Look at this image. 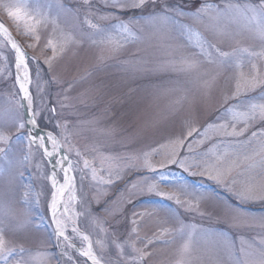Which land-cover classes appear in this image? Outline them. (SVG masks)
<instances>
[{
    "label": "rangeland",
    "instance_id": "rangeland-1",
    "mask_svg": "<svg viewBox=\"0 0 264 264\" xmlns=\"http://www.w3.org/2000/svg\"><path fill=\"white\" fill-rule=\"evenodd\" d=\"M18 2L24 7L21 17L13 20L0 9V20L20 40L31 58L30 67L36 74L30 87L33 107L39 112L41 97L43 105H55L56 114L52 116L45 109L39 127L52 130L58 124L67 123L63 131L74 151L79 150L90 160L87 177L82 180V164H77L78 158L73 153L77 167L72 191L76 197L78 228L89 236L93 251L99 254L102 244L107 246L114 234L119 235L125 229L137 247L144 248L147 244L151 256L146 258V264H180L185 258L183 246L189 242L193 259L200 258L203 264H211L214 259L230 264L226 247L238 251L242 244L247 247L258 243L264 229L249 226L243 220L233 226L231 218L220 211L221 202L235 201L234 191L242 184L264 183V173L259 169L246 170L243 161V153L252 155L254 149L258 151L264 144V139L257 137L251 145L245 143L242 147L239 141L243 137L225 136L220 127L225 125L228 132L232 126L237 130L243 128L246 114L252 111L251 105L264 104V91L257 87L242 95V99L244 95L248 97L244 107L233 105L231 110L224 111L228 107L224 96L235 91L238 81L243 85L252 79L264 80V43L255 30L256 22L249 23L251 14L243 9V5L254 6L258 0H231L239 2L241 10L217 26L223 28L227 24L234 38L215 39L207 30L214 22L207 17L203 21L178 18L228 53L221 58L222 63L198 56L200 66L191 72L170 71L164 67L173 59L178 61L181 53L198 51L188 44L187 31L181 34L178 29L144 23L147 16L129 12L120 18L136 15L141 20L130 25L132 34L129 35L112 27L119 24V20L111 18L116 11L108 6L112 0H89L91 9L78 7L83 0H0V4ZM170 2L184 7L192 0ZM207 2L216 4L221 0ZM38 10L46 18L43 24L36 19ZM191 15V11L185 13V16ZM90 24L106 31L99 35ZM191 39L194 45L196 35ZM177 45L181 47L177 49ZM13 59L11 46L0 35V136L6 137L0 140V148L8 153L7 156L0 154V236L5 248L14 251L12 256L0 255V264H65L69 256L71 264H76L84 258L74 247L63 256L64 242L60 241L56 247L57 238L46 203L50 199L53 169L48 161L39 159L40 154L34 147L36 166L29 163L25 168L18 163L30 146L21 94L14 82L15 67L10 63ZM255 114L258 116V111ZM17 121L25 127L15 126ZM209 122L212 126L206 127ZM189 125L203 131L192 137L185 135L186 146L179 151L189 157L187 163L214 164L219 158L231 161L239 156L240 167L227 177L228 181L235 179V185L218 184L206 174L200 175L196 167L191 169L195 175L183 172L176 165L159 167V162L173 150L170 138H180L182 132L186 134ZM253 130H260L258 123L251 124L246 135ZM153 147L159 149V154L152 151ZM255 159L259 160V156ZM146 163L156 165L165 177L161 180L157 175L150 182L157 184L160 191L191 203V210L176 204L175 200L145 191L133 197L134 211L142 215L135 217V224L131 222L133 209L126 198L133 183L144 184L140 177L152 176L146 170H137V164ZM91 167L97 170L95 179ZM6 168L16 177L12 185L5 177ZM57 173L63 181L61 170ZM178 182L188 186L189 195H181L178 186H174ZM105 201L111 203L107 205L109 212L100 214L102 218L83 215L89 202L96 208L103 207ZM241 207L249 209V218L264 216L260 203ZM165 228L169 231L161 235ZM75 244L84 249L81 242L75 241Z\"/></svg>",
    "mask_w": 264,
    "mask_h": 264
},
{
    "label": "snow or ice",
    "instance_id": "snow-or-ice-1",
    "mask_svg": "<svg viewBox=\"0 0 264 264\" xmlns=\"http://www.w3.org/2000/svg\"><path fill=\"white\" fill-rule=\"evenodd\" d=\"M116 11L111 14L112 19L119 20L118 25H113L112 27L123 30L125 33L131 35L130 25L133 23L139 24L141 20L138 19L136 15H133L131 18L125 17L121 19V15L124 13L134 12L138 13L141 16H147L148 19L144 23L156 24L158 27L165 29H178L181 34L185 31L189 34L188 44L198 51H193L191 54L181 53L179 60L173 59L169 61L165 68L170 71H184L191 72L198 70L200 66V61L197 59L198 56L205 57L208 61L215 60L217 63H222V59L228 56V53L223 52L217 44H214L212 41L208 40L206 37L199 35L195 32L191 25L187 27L179 20L178 18L183 17L184 19H191L194 21H203L206 17L209 21L214 22L208 25L207 30L211 32L215 39L223 40L225 38H234V34L230 32L229 26L224 25L223 28H219L218 22L227 21L232 14L237 13L241 10V5L239 2L233 3L231 0H221V2L216 4L208 3L207 0H192L191 4H185L184 7H181L180 4L170 2V0H112L108 5ZM78 7H86L91 9V4L89 0H83L81 5ZM0 9H3L7 16L13 20H18L23 11L24 7L21 3H2L0 4ZM63 9V6H61ZM243 9L246 13H250L249 23L255 21V30L259 32L261 42L264 43V0H258V2L253 5H243ZM187 11H191L192 15L190 17L185 16ZM107 18V17H102ZM36 19L40 24L46 22L43 14L39 12L36 13ZM127 21V22H125ZM86 22L87 19H86ZM90 27L96 29L97 34L103 35L106 31L104 28H100L95 24H90ZM0 34L6 38V42L11 44L13 50L14 59L10 61L11 64H14L15 75L14 82L18 85V93L21 94V104L26 103L27 111L31 112L30 124L32 127H38L40 122L43 120V112L48 110L52 116L56 114L55 105L49 104L47 106L43 105V97H41V108L39 112L33 107L34 98L30 91V82L32 79L36 78V74L33 72V69L30 67V59L23 47L18 44L10 35L5 26L0 23ZM196 35V40L193 45L192 35ZM180 45H177L176 48H180ZM113 52L118 51V49H113ZM46 63H48L46 61ZM179 65V67H177ZM139 70V69H138ZM257 87H260L261 91H264V80L252 79L251 81H246L243 85L238 81L236 83L235 91L230 94H225L224 103L228 105L224 111H229L233 105H239L241 107L245 106V100L248 99L246 95L241 98L244 93L248 91H254ZM229 101H232V104H229ZM251 113L246 114V119L244 121V127L237 130L235 126H232V131L228 132L225 125H221V129L224 131L225 136L231 137H243V140L239 141L240 145L243 147L245 143L251 145L253 139L260 137L264 139V104L259 106L253 104L251 105ZM258 111V116L255 114ZM217 117H220V113H217ZM258 123L259 131L253 130L250 135H246L248 128L251 124ZM15 126L18 128H24L23 123L16 122ZM212 124L209 122L206 127H211ZM57 128L61 131H57ZM67 123L63 125H56L55 128L50 130L46 136L39 134L26 133L29 135V151L24 155L22 160H19V165L27 167L29 163L36 166L37 157L33 153L32 148L34 147L37 152H39V159L43 161L53 162L54 169L59 168L63 173V181L59 183L55 173V170L50 173V199L46 202L48 211L51 216L52 223L54 225V234L57 238V245L59 247V242H64L65 252L61 255H66L67 250L75 247V242L71 239L70 234L66 228V222L61 219L68 214V208L65 206L61 208L63 203V197L66 192L74 190L75 179H76V167L77 164H82L80 169L81 179L87 177L88 170L90 169V160L86 157H83V154L79 150L74 151V146L70 143L68 136L64 134L63 130H66ZM203 129H196L189 125L188 131L185 134L181 133L180 138H170V142L174 144L173 150L167 155V157L159 162V167L164 168L170 165L178 166L183 172L192 173V167L200 169V175H207L209 179L214 180L218 184H227L231 183L235 185L237 181L232 179L231 181L227 180V177L232 173V171L240 167L241 161L240 157L237 156L235 160L225 161L222 158L217 159L214 164H208L207 161L202 163H196L189 165L187 163L189 157L187 155H182L179 149L185 147L184 137H192L195 133L199 135ZM63 135V140L59 139ZM0 140H6V137L0 136ZM189 152L191 151V144H187ZM95 150V149H93ZM152 151L156 154H159V149L155 147L152 148ZM73 153L77 157V164L73 162ZM0 154L7 156L5 149L0 148ZM256 156H259V160L255 159ZM147 157L145 156V159ZM244 167L246 170L259 169L264 173V144H262L258 151L253 150V154L249 155L247 152L243 153ZM137 170H146L148 173H152L151 177L143 176L140 177L144 181L143 185H138L133 183L132 189L129 190L128 197L126 198V203L132 205L131 211V222L136 223L135 217L142 215L134 211L136 201L133 197L140 196L147 193H154L155 195L168 199L175 200V203L178 205H186V210H191L193 205L188 201H182L180 196H173L169 193H165L159 190L157 184L151 183L150 180H154L157 175L160 176L161 180L165 177L162 173L157 171V166L151 163L146 164H137ZM38 171V169H37ZM96 168L91 167L92 178H96ZM22 176L23 173H20ZM119 175V173H117ZM5 177L9 185L15 183L16 177L11 174V169L6 168ZM181 195H189L188 186L184 185L182 182H178L177 185ZM199 195V194H197ZM235 201L230 203L221 202L220 211L226 217H230L233 221V226H236L243 220L249 226H259L261 229H264V216L259 218L247 216L249 209L241 207L242 204L250 203H260L264 207V183L252 184L244 183L239 188L234 191ZM203 197H201L202 199ZM72 200H75L76 197L73 195ZM110 201H105L103 207L92 208L89 202L87 210L83 215L87 217H93L100 219L101 213L109 212L108 204ZM99 204V201H97ZM198 207V203L196 205ZM71 219V217H69ZM169 229H163L161 235L164 232H168ZM71 233L80 235L81 239L86 242V248L79 252V256L83 257V261L77 260L76 264H146V258H150L151 253L147 251V244L144 248H139L136 246L134 240L131 236L128 235V230L119 235H113L107 243V246L101 245L100 252L97 254L93 251V244L88 235L80 233V230L77 226L75 220H73V227ZM115 233V230H114ZM143 243V241H141ZM227 254L230 259V264H264V234H260V239L258 243L249 244L245 247L243 244L238 251L233 250L230 246L226 247ZM182 252L185 253V258L180 261V264H203L202 259L192 258L191 253V243H186L183 246ZM12 256L14 251L12 249H6L3 242V237L0 236V255ZM105 256L109 258H105ZM111 257H115L112 259ZM130 258V259H129ZM72 258L69 256L65 261V264H71ZM211 264H223L219 259L211 260Z\"/></svg>",
    "mask_w": 264,
    "mask_h": 264
},
{
    "label": "bare ground",
    "instance_id": "bare-ground-1",
    "mask_svg": "<svg viewBox=\"0 0 264 264\" xmlns=\"http://www.w3.org/2000/svg\"><path fill=\"white\" fill-rule=\"evenodd\" d=\"M0 35L2 36V38H4L6 40V38L2 34H0ZM31 133L32 134H36V130H32ZM55 169L60 171L59 168H55ZM56 176H57L58 186H59V183H62V181L59 179L58 173H56ZM73 195H74L73 191H69V192L65 193V195L63 197V203L61 205V208L66 206L68 208V214L66 216H64V217H61V219H63L66 222V228H67L68 233L70 234L71 239L74 242L75 241L81 242L82 245L84 246V249H85L86 248V242H84L81 239L80 235L75 234V233H71V229L73 227V220L76 221L77 226H78V220H77V216H76L75 209H74V200L71 199V197ZM69 217H71V219ZM80 233L83 234L82 232H80ZM70 249H72V248H70ZM89 264H91L90 261H89Z\"/></svg>",
    "mask_w": 264,
    "mask_h": 264
},
{
    "label": "water",
    "instance_id": "water-1",
    "mask_svg": "<svg viewBox=\"0 0 264 264\" xmlns=\"http://www.w3.org/2000/svg\"><path fill=\"white\" fill-rule=\"evenodd\" d=\"M0 23H2V24L5 26V28L8 30V32L10 33V35L12 36V38H13L18 44H20V45L23 47V45L20 43V41L18 40V38L13 34V32H12V31H11L6 25H5L2 21H0ZM23 51L26 52V50L24 49V47H23ZM26 53H27V52H26ZM29 87H31V82H30ZM21 99H22V96H21ZM22 107H23V111H24V114H25V117H26V123H27L29 129H30V130H36V134L46 136L47 133L49 132V130L42 129V128H40L39 126H38V127H35V128L32 127V125H31L30 122H29V121H30V118H31V112L27 111V109H26V103H25L24 105H22ZM48 163H49L51 169H53V168H54L53 163H52L51 161H48ZM49 214H50V213H49ZM50 219H51V216H50ZM51 222H52V220H51ZM52 225H53V223H52ZM53 227H54V225H53ZM75 245H76V246L74 247V249H75V251L79 254V252H80L81 250H83V249H80V247H79L77 244H75Z\"/></svg>",
    "mask_w": 264,
    "mask_h": 264
}]
</instances>
